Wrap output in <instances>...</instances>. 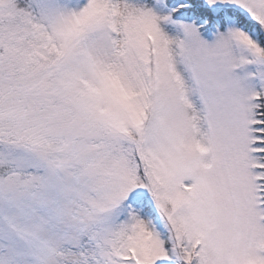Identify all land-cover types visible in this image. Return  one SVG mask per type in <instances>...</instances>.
Masks as SVG:
<instances>
[{
	"label": "snow or ice",
	"instance_id": "6c2138e0",
	"mask_svg": "<svg viewBox=\"0 0 264 264\" xmlns=\"http://www.w3.org/2000/svg\"><path fill=\"white\" fill-rule=\"evenodd\" d=\"M0 264H264V0H0Z\"/></svg>",
	"mask_w": 264,
	"mask_h": 264
}]
</instances>
